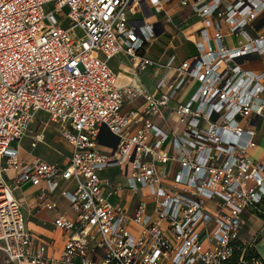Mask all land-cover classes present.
<instances>
[{
	"label": "built area",
	"instance_id": "built-area-1",
	"mask_svg": "<svg viewBox=\"0 0 264 264\" xmlns=\"http://www.w3.org/2000/svg\"><path fill=\"white\" fill-rule=\"evenodd\" d=\"M171 4L201 23L192 40L196 54L179 65L171 56L150 94L118 87L108 67L118 54L138 72L155 65L142 54L155 28L136 15L152 9L179 32L167 9ZM261 15L264 0H0L3 261L223 264L239 251L238 264H264L253 247L264 228L252 242L237 245L246 211L264 222V156L250 154L264 123V34L246 33ZM237 35L244 40L227 47L224 39ZM250 55L261 59V71L234 64ZM189 83L194 87L188 97L178 101ZM137 97L141 110L123 113L124 104ZM38 112L62 126L70 148L67 166L20 158L19 142ZM102 126L117 137L112 152L99 148ZM114 167L124 184L99 178ZM41 182L47 187L35 201L46 209H54L50 198L60 183L71 186L61 195L77 216L72 221L59 215L53 222L67 234L57 258L47 255L46 243L34 246L13 196L20 185ZM122 190L145 192L132 214L107 199ZM249 250L257 257L247 259Z\"/></svg>",
	"mask_w": 264,
	"mask_h": 264
},
{
	"label": "crops",
	"instance_id": "crops-1",
	"mask_svg": "<svg viewBox=\"0 0 264 264\" xmlns=\"http://www.w3.org/2000/svg\"><path fill=\"white\" fill-rule=\"evenodd\" d=\"M167 9L169 10L172 21L178 25L179 32L173 30L170 26L165 24L164 15L162 13H156L152 9L149 11L145 7L144 13L139 12L136 15L137 19H144L146 23L153 25L155 28L156 33L154 39L142 50V54L153 61L155 65L149 67L143 72H138L132 67L129 58L125 54H118L108 61V67L116 75V84L118 87L122 88L130 86L143 94H150L157 80L165 71L163 65L171 56L175 57L174 64L179 65L182 61L189 59L196 54L192 40L193 37L195 38L197 31L201 27V23L195 17L191 16L188 11L182 10L177 5L171 4L167 7ZM246 33L251 38L263 35L264 16L261 15ZM243 40L244 38L240 35L229 36L224 39V43L227 47H235L239 41ZM234 64L239 66L242 70L259 72L263 69L261 59L255 55L246 56L239 64H236L235 62ZM193 87L194 83H189L187 86H184L177 100H185ZM142 104V97H137L131 102L125 103L122 108V112L127 113L129 111H140ZM173 106L174 102L170 103V107L172 108ZM38 114H44L45 118L38 117ZM165 115H168V112H165ZM171 117V126L173 127L175 126L174 123L176 121V116L172 115ZM43 119H47L48 122H52L49 120L46 113L38 112L35 114L33 121L29 125L28 131L34 121L41 122ZM55 125L60 128L61 134L62 126L57 123H55ZM258 126L260 133L257 135V147L253 149L250 154L254 158L260 159L264 156V135H262V133H264V123L260 122ZM26 138L27 137L25 136L19 142L20 158L25 162H32L34 159L43 160L35 153L37 146L42 141L41 137H31L30 141H26ZM63 142L65 143V141ZM65 144L67 145V143ZM98 144L101 151L112 152L117 144V137L111 134L105 126H102L99 132ZM67 147L69 149V153L66 159L61 165L58 164L61 167L68 165L70 148L68 145ZM43 161L50 164H57L47 160ZM173 167L175 168L176 165ZM110 169L117 170L113 172L115 174L106 173L105 171L108 169L103 170L98 173L99 178L109 179L112 182H120L121 184H124V179L121 176V170L118 167ZM8 184H11V181L8 180ZM46 187L45 182H41L38 186L25 183L20 185L18 188L21 189V193L15 196L14 193L18 190L16 189L13 191V196L21 202L22 213L26 226L34 238V246L37 247L42 243H46L47 255L57 258L61 253L67 234L60 230H56L53 222L59 215H63L72 221L76 219L77 215L72 209L68 199L61 195L62 190L69 189L71 187L68 183H60L59 189L51 195L50 200L55 205L54 209H46L36 204V196L42 190H45ZM104 192L107 193V188H104ZM144 193L145 192L143 191V193L139 192L134 195L129 190H122L118 194L107 196V199L112 205L124 207L129 214H132L137 203L144 199ZM262 228H264L263 220L252 215L249 211H246L242 216V225L238 235V242L240 244H248L252 242L256 234L259 233ZM257 244L261 247L260 250H257ZM253 247L256 254H258L264 262V233L258 236Z\"/></svg>",
	"mask_w": 264,
	"mask_h": 264
},
{
	"label": "rangeland",
	"instance_id": "rangeland-1",
	"mask_svg": "<svg viewBox=\"0 0 264 264\" xmlns=\"http://www.w3.org/2000/svg\"><path fill=\"white\" fill-rule=\"evenodd\" d=\"M65 12L66 9L63 10V13ZM242 60H244V57H239L234 59V62L236 64H239ZM37 116L40 118H45L44 114H38ZM35 136H40L42 140L41 143L37 146V149L35 150V153L38 155V157L42 158L43 160H47L49 162H54L61 165L66 159L69 153V149L61 138L60 128L55 125V123L48 122L47 119H43L41 122L34 121L30 126V130L26 134V141H30V138ZM115 170L117 169H108L105 172L115 174L113 173ZM19 193H21V189H18L17 192L14 193V195L17 196ZM208 209L211 212H217V209L211 203L208 205ZM213 230V224L207 227L208 233L213 232ZM256 248L257 250H260L261 247L259 246V244H257ZM239 256L240 253L238 254V259ZM0 264H6L3 261L1 255Z\"/></svg>",
	"mask_w": 264,
	"mask_h": 264
},
{
	"label": "trees",
	"instance_id": "trees-1",
	"mask_svg": "<svg viewBox=\"0 0 264 264\" xmlns=\"http://www.w3.org/2000/svg\"><path fill=\"white\" fill-rule=\"evenodd\" d=\"M239 244L240 243L237 242V245H239ZM239 253H240L239 251H236L234 253L233 257L229 261H225L223 264H238V261H237L238 258L237 257H238ZM247 253H248V257H246L247 259H249L250 258L249 256H251V255H254L257 257V255L254 254L255 252L253 250H249Z\"/></svg>",
	"mask_w": 264,
	"mask_h": 264
}]
</instances>
